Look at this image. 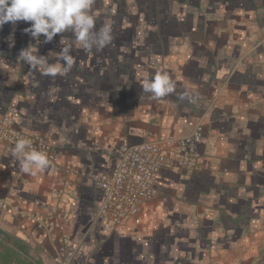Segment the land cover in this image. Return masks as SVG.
I'll return each instance as SVG.
<instances>
[{
  "label": "crops",
  "instance_id": "crops-1",
  "mask_svg": "<svg viewBox=\"0 0 264 264\" xmlns=\"http://www.w3.org/2000/svg\"><path fill=\"white\" fill-rule=\"evenodd\" d=\"M106 2L92 6L109 9ZM115 2L118 11L162 21L140 46L148 62L115 60L107 46L73 49L67 74L41 75L20 51L36 45L54 63L49 53L72 34L46 44L41 35L37 44L29 33L23 42L11 35V22L0 27V114L59 152L33 175L11 155L14 145L0 143V240L18 246L27 264H63L75 245L69 264H264V0ZM158 71L175 88L153 98L141 81ZM200 119L204 138L185 178L162 169L137 216L120 228L94 221L97 182L110 175L121 144L183 136ZM63 162L76 173L56 169Z\"/></svg>",
  "mask_w": 264,
  "mask_h": 264
},
{
  "label": "built area",
  "instance_id": "built-area-1",
  "mask_svg": "<svg viewBox=\"0 0 264 264\" xmlns=\"http://www.w3.org/2000/svg\"><path fill=\"white\" fill-rule=\"evenodd\" d=\"M205 124L197 120L183 136L160 134L136 143H123L116 151V163L110 175L97 182L101 189V202L94 213V221H101L112 228H120L137 216L147 201L156 195L157 177L162 169L176 168L185 178L196 161L197 146L204 138ZM27 139L32 148L44 153L50 163H56L59 152L46 138L24 133L13 125L9 114H0V143L14 145ZM56 169L65 174L76 173L69 163ZM63 251L64 248H61ZM77 246L63 252V264H69Z\"/></svg>",
  "mask_w": 264,
  "mask_h": 264
},
{
  "label": "clouds",
  "instance_id": "clouds-1",
  "mask_svg": "<svg viewBox=\"0 0 264 264\" xmlns=\"http://www.w3.org/2000/svg\"><path fill=\"white\" fill-rule=\"evenodd\" d=\"M94 0H0V27L5 23L18 21L30 23L25 28L39 43L43 35L45 43L51 42L57 34L71 32L72 39L62 38L59 52H50L55 58L49 63L47 57L38 54V47L30 45L22 49L18 58L28 64L32 71L41 75H65L73 67V49L90 52L104 48L111 41V26L105 22L96 28V14L92 10ZM63 61L64 63H61ZM142 91L153 98L163 97L174 91L175 85L167 72H155L141 81ZM183 98V97H182ZM11 155L19 162L25 173L36 174L49 165L47 156L32 148L29 140L19 139L11 148Z\"/></svg>",
  "mask_w": 264,
  "mask_h": 264
},
{
  "label": "rangeland",
  "instance_id": "rangeland-1",
  "mask_svg": "<svg viewBox=\"0 0 264 264\" xmlns=\"http://www.w3.org/2000/svg\"><path fill=\"white\" fill-rule=\"evenodd\" d=\"M106 4L108 7H110L109 9L97 8L94 10L92 6V10L96 14L97 17L96 24L98 27H100L99 24L101 23L102 20H105V22H108L111 26V41L106 45L107 48L112 47L113 49L112 52L111 51L108 52V54L111 55L110 57L114 58L115 60L136 59V61L138 60L137 62L138 64L140 63L144 64L148 62L150 57H148L147 54H149L150 52L148 50H145V48H140V46L143 44L144 41L149 39L150 33L147 32V30L153 29L157 31L156 33H160L162 21L158 18L145 19V15L143 14L142 16V14L140 13H138L140 17L138 18L135 15L132 16L131 14H129L128 10H124L122 8L120 9V11H118V4L115 2V0L113 1L107 0ZM101 12H103L104 14L103 13L100 14ZM109 13H111V15H109ZM108 15L110 16L109 18H107ZM12 26L14 27V31L11 33V35L12 34L22 35L23 33L27 35L24 29L30 27V23H27L25 25L21 23V21H18L15 24L12 23ZM67 33L72 34L70 31ZM154 36L153 39L158 38L159 40V41L157 40L156 43L158 42L161 43V36L159 37L155 36L156 38H154ZM23 40H25V37L22 35L21 41L23 42ZM42 44H46L45 40ZM131 47H133V50H131ZM135 47H137V52H136L137 56H134L136 54L134 51ZM158 53H159L158 57H161L164 54L162 52H158ZM127 56L128 58H126ZM0 264H4L1 258H0ZM9 264H27V263H25V260L21 258L17 261L15 260L11 261Z\"/></svg>",
  "mask_w": 264,
  "mask_h": 264
},
{
  "label": "trees",
  "instance_id": "trees-1",
  "mask_svg": "<svg viewBox=\"0 0 264 264\" xmlns=\"http://www.w3.org/2000/svg\"><path fill=\"white\" fill-rule=\"evenodd\" d=\"M0 247H2V252H0V258L4 264H9L11 261H17L22 258L21 249L16 246V248L10 247L2 243L0 240ZM27 256V255H26ZM28 264H38V262L28 261Z\"/></svg>",
  "mask_w": 264,
  "mask_h": 264
}]
</instances>
